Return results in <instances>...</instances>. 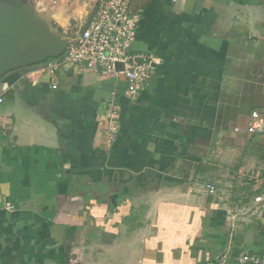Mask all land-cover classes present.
<instances>
[{
    "label": "crops",
    "instance_id": "0c3cea01",
    "mask_svg": "<svg viewBox=\"0 0 264 264\" xmlns=\"http://www.w3.org/2000/svg\"><path fill=\"white\" fill-rule=\"evenodd\" d=\"M31 3L61 38L91 11ZM130 10L141 17L135 51L156 61L138 97L71 65L0 80V264L264 257V160L246 153L264 133H247L251 114L244 126L233 118V88L264 85V0H131ZM116 88L120 132L108 140L100 121ZM210 166L220 175L209 179Z\"/></svg>",
    "mask_w": 264,
    "mask_h": 264
},
{
    "label": "built area",
    "instance_id": "2783aa9c",
    "mask_svg": "<svg viewBox=\"0 0 264 264\" xmlns=\"http://www.w3.org/2000/svg\"><path fill=\"white\" fill-rule=\"evenodd\" d=\"M63 2L91 9L89 18L80 30L67 36L71 43L65 53L59 58L48 60L43 71L53 75L63 66L71 65L116 81L123 79L124 95L129 98L138 97L142 87L150 81L156 61L151 55L134 49L141 17L139 13L130 10L131 0H51L52 5ZM118 95H121L118 88L111 92L106 115L100 121L108 140H114L120 132V110L116 101ZM3 103L4 99L0 97V105ZM234 130L241 131L239 127ZM246 131L249 134L264 133V116L258 111L252 112L251 123ZM207 189L215 193L213 185H208ZM7 208L12 209V206L7 204ZM226 262L225 255L217 261L202 264ZM237 263L264 264V257L245 254L237 258Z\"/></svg>",
    "mask_w": 264,
    "mask_h": 264
},
{
    "label": "water",
    "instance_id": "95a60500",
    "mask_svg": "<svg viewBox=\"0 0 264 264\" xmlns=\"http://www.w3.org/2000/svg\"><path fill=\"white\" fill-rule=\"evenodd\" d=\"M31 1L0 0V80L14 70L61 57L71 43L50 31Z\"/></svg>",
    "mask_w": 264,
    "mask_h": 264
},
{
    "label": "rangeland",
    "instance_id": "374dc122",
    "mask_svg": "<svg viewBox=\"0 0 264 264\" xmlns=\"http://www.w3.org/2000/svg\"><path fill=\"white\" fill-rule=\"evenodd\" d=\"M50 28H54L57 29V25H55L53 22L49 24ZM60 37V36H58ZM259 87H261V90L259 89ZM255 86V87H251L248 85H240L237 89L233 88V91H235L234 95V99H238V101H236V103H242V108H241V112L237 115V123L239 122V120L241 119V125L245 124L247 125L249 123L248 121V116L250 115L249 113H245L248 112L249 109L244 110V107L247 106H253L254 104H251V98L250 95H254V99L256 98V100L259 102L260 106L263 107V111L260 110V113L264 115V85L263 86ZM246 91L247 97L246 98L244 92ZM247 91L251 92V94H248ZM243 92V95L240 96V93ZM253 98V97H252ZM244 126V125H243ZM262 142V141H261ZM263 143V144H262ZM261 144H257V145H251L250 147V151L246 152L248 154L249 157L252 158V160H264V141ZM241 145H238V149L240 150H234V151H230L231 148L225 149L224 151H226V155L227 159L225 160H236V158H238L239 156H241L242 152H241ZM230 149V150H229ZM209 168H211L208 177L209 179H213L214 176L216 175H220V173L218 171H216V169H214V166H210ZM220 169V168H219ZM229 169H233V166H229V168H227L226 170L223 169V173L224 175L230 180L228 182V186L232 185V181L234 180L235 175L233 174H229L230 170ZM226 187V186H225ZM228 188V187H227ZM231 188V187H230Z\"/></svg>",
    "mask_w": 264,
    "mask_h": 264
},
{
    "label": "trees",
    "instance_id": "16d2710c",
    "mask_svg": "<svg viewBox=\"0 0 264 264\" xmlns=\"http://www.w3.org/2000/svg\"><path fill=\"white\" fill-rule=\"evenodd\" d=\"M255 86H257V87H259V86H263V85H251V87H255ZM259 89L261 90V87H259ZM247 93L248 94H251V92H249V91H247ZM244 94H245V96H246V98L248 99V97H247V94H246V91L244 92ZM253 97V98H252ZM250 98H251V104H254L253 106L251 105V106H247V107H244L243 109L244 110H246V109H249V111L248 112H245V113H249V114H252V112H254V111H259L260 112V110L261 111H263L262 109H263V107L262 106H260V104H259V102L256 100V98L254 99V95H250ZM242 103L240 102V103H238V105H237V113H236V115L235 116H233V118H234V120H236L237 118V115L241 112V108H242ZM240 111V112H239ZM264 116V115H263Z\"/></svg>",
    "mask_w": 264,
    "mask_h": 264
}]
</instances>
